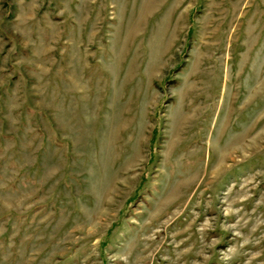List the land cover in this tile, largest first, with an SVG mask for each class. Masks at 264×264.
Listing matches in <instances>:
<instances>
[{
  "label": "rangeland",
  "instance_id": "obj_1",
  "mask_svg": "<svg viewBox=\"0 0 264 264\" xmlns=\"http://www.w3.org/2000/svg\"><path fill=\"white\" fill-rule=\"evenodd\" d=\"M0 264H264V0H0Z\"/></svg>",
  "mask_w": 264,
  "mask_h": 264
}]
</instances>
